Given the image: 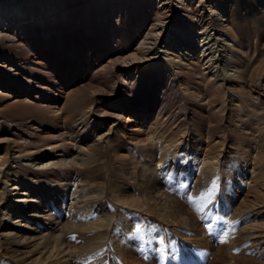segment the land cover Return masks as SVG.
<instances>
[{
    "label": "bare ground",
    "instance_id": "6f19581e",
    "mask_svg": "<svg viewBox=\"0 0 264 264\" xmlns=\"http://www.w3.org/2000/svg\"><path fill=\"white\" fill-rule=\"evenodd\" d=\"M181 1L0 0V264H264V0Z\"/></svg>",
    "mask_w": 264,
    "mask_h": 264
},
{
    "label": "rangeland",
    "instance_id": "374dc122",
    "mask_svg": "<svg viewBox=\"0 0 264 264\" xmlns=\"http://www.w3.org/2000/svg\"><path fill=\"white\" fill-rule=\"evenodd\" d=\"M98 1V2H97ZM100 1H103V0H100ZM99 0H96V3H102V2H100ZM158 2H157V4H161V2H162V0H157ZM222 1H227V0H187V4H190V3H192V4H195V6H201V7H203L206 11H209L210 9H212V8H214L216 5L218 6L219 4H220V2H222ZM168 3H169V6H168ZM258 3V2H257ZM165 4H167V6H168V8H166V12L167 13H170V14H180V11H179V9H181V6L183 5L182 4V1L181 0H166V2H165ZM186 4V3H185ZM184 4V5H185ZM198 4V5H197ZM259 4H261V3H259ZM264 3H262L261 4V6H258L257 7V10L258 11H261V10H263L264 9ZM198 6V7H199ZM245 7V9H246V12H250V10H252V8H246V5H244L242 8H244ZM253 8H255L256 9V7H254L253 6ZM154 15V14H153ZM118 19V18H117ZM246 61V60H245ZM3 62V61H2ZM26 65H28V66H30V65H32L31 63H26ZM0 67H2V69L4 68V67H8V64H5L4 62L3 63H0ZM245 90H249V88H248V86H247V88H245ZM249 92H251L252 93V95L253 96H256V97H258V95H262L263 94V90H261L260 91V89L259 90H256L255 92H253L252 90H249ZM105 95V94H104ZM14 100H12V99H10V100H6V101H4V103H3V105L5 106V105H8V104H10V103H12ZM63 103V102H62ZM62 105V104H61ZM99 109H101V108H99ZM125 116V115H124ZM126 118V119H125ZM127 118H128V115H126L122 120H123V122H126L127 121ZM124 120H126V121H124ZM133 127H135V125L134 124H130V126H129V128H133ZM47 132V131H46ZM48 133V132H47ZM47 133H45V134H47ZM44 134V135H45ZM48 135V134H47ZM249 158H251V157H249ZM47 158H45V160H46ZM202 159L203 158H196L195 159V168L198 170V172H202L201 171V169L202 168H204L203 167V162H202ZM44 161V160H43ZM249 171L251 170L250 168L248 169ZM251 172V171H250ZM256 174H258V171H256ZM251 175L252 174H250L249 173V175H247V176H245V177H247V179H250V177H251ZM61 220V219H60ZM63 220H65V218H63ZM199 223H201L202 225H203V223L199 220ZM27 224H28V222H27ZM204 226V225H203ZM39 227V228H38ZM37 229H38V231H42V232H46L47 233V231H45V229L43 228V229H41L40 228V224L38 223V225H37ZM35 235H36V233H35ZM34 235V236H35ZM29 236V235H28ZM213 242H215V240H214V237L212 236V239H211ZM190 248H192L190 245H188V247H187V250H185V255H184V257L181 259V261H180V263L182 264V263H184V264H192V262H191V259H193V260H195V262H199L200 264H207L206 262H203V261H200L199 259H197L194 255H190L191 254V251H190ZM153 259V258H152ZM153 264H163V262L162 263H159L158 261H156V260H154L153 259ZM166 264H171V263H167V261H166ZM172 264H179V262L178 261H172Z\"/></svg>",
    "mask_w": 264,
    "mask_h": 264
},
{
    "label": "snow or ice",
    "instance_id": "6c2138e0",
    "mask_svg": "<svg viewBox=\"0 0 264 264\" xmlns=\"http://www.w3.org/2000/svg\"><path fill=\"white\" fill-rule=\"evenodd\" d=\"M218 188H219L218 178H216V179H214V180L212 181L211 190H210V191H207L206 193H203V194L201 195L200 199H209L210 197L214 196V195H215V192L218 190ZM189 200H190V202H192V203H195V202H196L195 199L192 198V197H189ZM197 211H198V212H201V211H203V208H202V207H197ZM202 218H203V217H202ZM207 227H208L209 229H211V228H212V224H211V223L207 224ZM135 233H136L137 235H139L140 239H143L144 229H143V227H142L141 225H139V224L136 225ZM73 239H74V237H73ZM159 243H160L161 245L164 244V241H163L162 238L160 239ZM161 251H163V249H161ZM145 258H147V257H145Z\"/></svg>",
    "mask_w": 264,
    "mask_h": 264
}]
</instances>
